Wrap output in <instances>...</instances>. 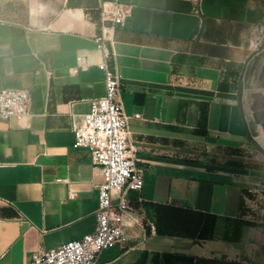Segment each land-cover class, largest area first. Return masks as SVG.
Instances as JSON below:
<instances>
[{
	"label": "crops",
	"instance_id": "obj_1",
	"mask_svg": "<svg viewBox=\"0 0 264 264\" xmlns=\"http://www.w3.org/2000/svg\"><path fill=\"white\" fill-rule=\"evenodd\" d=\"M104 2L131 8L108 62L145 173L98 264H264V154L239 104L242 84L264 147V0H0V88L33 113L0 121V264L96 228L103 171L73 126L105 93Z\"/></svg>",
	"mask_w": 264,
	"mask_h": 264
},
{
	"label": "built area",
	"instance_id": "obj_2",
	"mask_svg": "<svg viewBox=\"0 0 264 264\" xmlns=\"http://www.w3.org/2000/svg\"><path fill=\"white\" fill-rule=\"evenodd\" d=\"M130 12V6L119 2L102 4L100 31L94 39L103 54L98 66L105 73V93L90 101V109L82 115L81 122L73 126L74 146L88 148L93 164L103 171L104 181L98 186L96 228L82 238L33 253L29 264H98L104 250L128 240L125 232V218L129 211L127 193L143 188L145 172L137 164L130 116L123 106V77L116 68H111L108 60L117 55L116 25H123ZM85 65L86 59L79 55L74 72ZM30 103L29 90L0 88V121L32 116Z\"/></svg>",
	"mask_w": 264,
	"mask_h": 264
},
{
	"label": "water",
	"instance_id": "obj_3",
	"mask_svg": "<svg viewBox=\"0 0 264 264\" xmlns=\"http://www.w3.org/2000/svg\"><path fill=\"white\" fill-rule=\"evenodd\" d=\"M242 95H243V85L240 86V93H239V104H240V111H241V117L244 124L245 131L247 133V136L249 139L253 142V144L264 154V147L255 139V137L251 134L250 129L248 127V123L246 120L243 103H242Z\"/></svg>",
	"mask_w": 264,
	"mask_h": 264
}]
</instances>
